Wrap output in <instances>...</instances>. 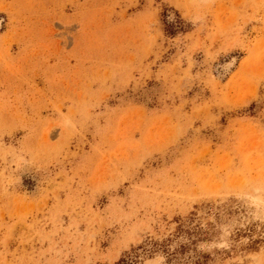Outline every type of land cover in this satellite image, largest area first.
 Here are the masks:
<instances>
[{
    "label": "rangeland",
    "instance_id": "374dc122",
    "mask_svg": "<svg viewBox=\"0 0 264 264\" xmlns=\"http://www.w3.org/2000/svg\"><path fill=\"white\" fill-rule=\"evenodd\" d=\"M0 18V264H264V0Z\"/></svg>",
    "mask_w": 264,
    "mask_h": 264
},
{
    "label": "bare ground",
    "instance_id": "6f19581e",
    "mask_svg": "<svg viewBox=\"0 0 264 264\" xmlns=\"http://www.w3.org/2000/svg\"><path fill=\"white\" fill-rule=\"evenodd\" d=\"M1 26H2V20H1V18H0V28H1ZM234 60V59H233ZM234 64V61L232 62V60H231V62L230 63H226V70L227 69H230L231 67H232V65ZM226 72V71H225Z\"/></svg>",
    "mask_w": 264,
    "mask_h": 264
}]
</instances>
